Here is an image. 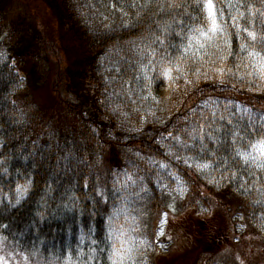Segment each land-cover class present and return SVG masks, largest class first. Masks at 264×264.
Here are the masks:
<instances>
[{"label":"trees","instance_id":"trees-1","mask_svg":"<svg viewBox=\"0 0 264 264\" xmlns=\"http://www.w3.org/2000/svg\"><path fill=\"white\" fill-rule=\"evenodd\" d=\"M44 1L46 20L0 0V253L112 264L115 247L116 264H264V157L251 147L264 138V0H213L228 40L198 56L182 53L210 24L204 0ZM162 58L183 66L179 79L160 76Z\"/></svg>","mask_w":264,"mask_h":264},{"label":"snow or ice","instance_id":"snow-or-ice-1","mask_svg":"<svg viewBox=\"0 0 264 264\" xmlns=\"http://www.w3.org/2000/svg\"><path fill=\"white\" fill-rule=\"evenodd\" d=\"M203 7L207 13V18H208L210 24L206 29L201 27V28H194L191 30L192 34L187 36L188 43L186 45H184V50H183L182 55H186L190 50H192L194 48V46H196V51L194 54L198 56L199 51L205 47V42L211 41L214 37L223 36L225 38V43H227V40H228L227 32L225 30L224 24L221 23L218 19V16H217L218 10L215 8V6L213 4V0H204ZM233 22L235 24V17H233ZM236 26L238 27V25H236ZM240 31L246 32L247 37L251 38V40L253 42L256 41L257 37H256V34L254 32L248 31L247 29H240ZM178 35H182V34H178ZM161 43H163V42L161 41ZM241 50L242 51L247 50V45L242 44ZM229 54H231V53H229ZM151 55L155 56L156 53L153 51L151 53ZM248 55L250 57H256L259 55V53H256L255 51H249ZM152 64H153V62L149 61V64L142 66L141 70L143 71L144 69H147ZM261 69L264 70V64H261ZM153 70H155V69H153ZM220 71L223 72V69H221ZM173 72L183 74V66L179 62L173 63V61L171 59H168L167 61H165L162 58V60L160 62V69H159L160 76L169 80L170 82H174L176 79H179L180 77L176 76L174 78ZM262 76H264V71H262ZM186 83H191V81H186ZM170 137H171V134H170ZM185 147H187V145H185ZM251 147H252L253 151L258 152L260 156H264V138L258 140L255 144H252ZM236 155L239 156L245 162H248L250 159H254L252 157V154L249 152L238 151L236 153ZM185 163L187 164V159H185ZM160 167L162 169H165V168H167V165L161 164ZM198 167L203 169V168L210 167V165L203 164V165H198ZM258 167H264V165H258ZM126 180L135 183V181L132 180L131 176H127ZM85 187H87V184H85ZM27 190H28L27 186H20V185L17 186V189H16V191H17V203H19L20 200L25 197V195L27 194ZM176 191L182 195L184 190H182L181 188L178 187ZM97 195L103 196V191L101 190V191L97 192ZM97 202L99 203V201H97ZM114 214H116V213L114 212ZM111 220H112V217L109 216V221H111ZM3 227L6 228L7 225H4ZM109 229H110V231H109L108 239H111L112 238L111 224H109ZM91 231L92 230L89 229V232H91ZM122 234L123 233H121V235ZM160 234H163L162 231ZM6 240H7V237H0V243H3ZM91 243L98 247V243L96 240H92ZM92 251L94 252V251H96V249L93 248ZM101 251H103V250H101ZM21 255L23 257V260L25 262H27L29 259L28 256L23 255V254H21ZM120 255H121L120 250L113 247L112 254L109 256V259L112 260V264H116V260L113 258L119 257ZM88 259H93V257L90 255L88 257ZM0 264H7V260L3 257H0Z\"/></svg>","mask_w":264,"mask_h":264},{"label":"rangeland","instance_id":"rangeland-1","mask_svg":"<svg viewBox=\"0 0 264 264\" xmlns=\"http://www.w3.org/2000/svg\"><path fill=\"white\" fill-rule=\"evenodd\" d=\"M15 1V3H11V4H16V5H18V8H20V9H24V10H26V12H30V10H31V8H33V10L35 11V13L37 14V15H40L43 19H47V16H49L48 15V13H46V10H45V1L44 0H14ZM47 1V3L49 2L48 0H46ZM45 4V5H44ZM50 4V3H49ZM10 9V8H9ZM69 44H71V43H69ZM72 45V44H71ZM71 51H74L73 49L71 50ZM71 55H72V53H71ZM255 152V151H254ZM257 155H258V157L260 156L259 155V153L258 152H255ZM260 157H264V156H260ZM170 206L172 207V206H174V203H171L170 204ZM167 221H168V216L167 215H164V216H162V219H160V221L159 222H156L157 223V229L155 230L156 231V234L160 237V236H162V234H160L161 233V231H162V233H164V229H165V227H166V223H167ZM155 227H156V224H155ZM119 228H120V230H121V228H122V225H120L119 226ZM172 234V233H171ZM172 236V235H171ZM173 237V236H172ZM173 244L175 245V243L173 242ZM171 245V247L168 249V250H166V248H167V244L166 243H161V245H160V248H161V251L162 252H165V250H166V252H168V254H170L171 252L173 253V251H175V250H179L180 248H178L177 246H175L174 247V245ZM249 246H252L251 244L249 245ZM173 247H174V249H173ZM237 248H238V246H237ZM238 250L239 251H241L240 250V248H238ZM0 251H2V249H0ZM179 251H177V252H174L173 254H176V253H178ZM261 252V251H260ZM225 254H226V256H227V258L228 257H233L234 259H237V260H240V258L238 257L239 256V254L237 253V252H235L234 251V249H229L228 250V252L227 251H225ZM0 257H3V258H7L5 255H2L1 253H0ZM15 259H17V260H21V262H23L24 263V260L22 259V258H18V257H16ZM7 260V264H11L10 262H11V259H6ZM20 262V263H21Z\"/></svg>","mask_w":264,"mask_h":264}]
</instances>
